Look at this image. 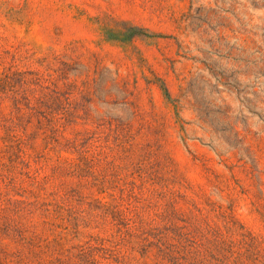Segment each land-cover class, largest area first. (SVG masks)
<instances>
[{
  "label": "rangeland",
  "instance_id": "obj_1",
  "mask_svg": "<svg viewBox=\"0 0 264 264\" xmlns=\"http://www.w3.org/2000/svg\"><path fill=\"white\" fill-rule=\"evenodd\" d=\"M0 264H264V0H0Z\"/></svg>",
  "mask_w": 264,
  "mask_h": 264
}]
</instances>
